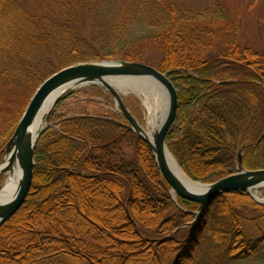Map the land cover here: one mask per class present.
<instances>
[{"label": "trees", "instance_id": "1", "mask_svg": "<svg viewBox=\"0 0 264 264\" xmlns=\"http://www.w3.org/2000/svg\"><path fill=\"white\" fill-rule=\"evenodd\" d=\"M35 1L28 11L19 0H0V162L45 79L79 63L126 61L157 68L176 90L165 143L188 178L212 184L235 173L239 151L246 170H264V138L254 146L264 132V59L240 46V20L221 0L200 10L179 0ZM259 1L243 3L247 10ZM106 97L99 86L72 90L50 113L34 148L31 190L0 227V264H133L140 251L119 248L120 238L132 234L142 264H163L169 249V264H264V207L246 193L221 195L191 230H179L194 221L199 205L173 201L149 147ZM68 100H81L83 112L57 114ZM52 179L61 189L46 206L39 191ZM143 179L154 217L133 212ZM80 184L113 217L91 214L72 188Z\"/></svg>", "mask_w": 264, "mask_h": 264}, {"label": "water", "instance_id": "2", "mask_svg": "<svg viewBox=\"0 0 264 264\" xmlns=\"http://www.w3.org/2000/svg\"><path fill=\"white\" fill-rule=\"evenodd\" d=\"M133 83H157L165 91L166 112L160 124L151 132V139L148 138L147 131L137 122L135 117L126 108L122 100V91L115 86V82ZM99 86L109 94L113 100L115 108L128 121L125 128L134 133L150 149L158 171L163 176L170 187V194L185 201L199 205L197 218L212 202L221 195L242 192L248 194L252 200L264 206L256 193L264 188V170H246L242 165V154L237 153L236 172L218 180L212 184H202L190 180L178 167L176 161L168 152L166 147V136L172 127L176 117L178 103L177 93L167 76L158 69L141 64L126 61H98L79 63L52 74L44 80L36 89L27 104L17 126L12 135L3 147V156L0 164V176L6 174L14 164L20 168V177L17 182L16 192L6 201L0 203V227L8 222L24 204L33 179L34 148L40 134L44 129H40L33 134V127L36 118L42 110L46 109L45 124L54 107L69 91L86 87ZM264 138V132L256 141V146ZM168 158H170L178 170L193 184L194 188H189L175 176L169 168ZM191 224V226L194 225Z\"/></svg>", "mask_w": 264, "mask_h": 264}, {"label": "rangeland", "instance_id": "3", "mask_svg": "<svg viewBox=\"0 0 264 264\" xmlns=\"http://www.w3.org/2000/svg\"><path fill=\"white\" fill-rule=\"evenodd\" d=\"M19 1L22 7H24L28 11H33L36 6L35 0H19ZM177 3L182 4L184 7L188 9L200 10V9L210 7L211 1L210 0H179V2ZM221 3H222L223 10L225 11L227 15H229V17L236 18V16H238L237 18L240 20V41H239L240 46L252 48L259 55H261L262 58L264 59V19H262L260 15L262 5L264 4V0L259 1V3L257 2L256 5H254L253 7H250L247 10H246V6L243 3V0H221ZM121 91L123 94L122 98H123L126 108L131 112V114L135 117L137 122L144 128V130H151V128H149L148 126V111L143 103V100L145 99V97L143 95L142 96L137 95L128 89H123ZM106 98H107V101L111 103L113 102L111 97L110 98L106 97ZM97 101H100V100L98 99ZM81 112H83V109L81 106V100L75 103L72 102L71 100H68V102L64 103L58 109H56L57 114L64 115L65 117H72V116L80 114ZM49 126L50 125H47L46 127H49ZM123 151H124L123 153L129 157V151H127L125 148ZM4 181H5V174L0 176V188ZM144 182H145V179H143V182L140 185V193L142 194V196L140 197L139 200H135L132 205L133 212H134V215H136L137 210L139 208L140 209L142 208L143 210H149L151 213V216L154 217L157 212L152 207L151 203L148 204V201H147L148 197H147V194L145 193L147 189H145V185L143 184ZM60 186H61V182H59L58 180L52 179L50 182L45 184V187H43L41 191H39L40 198H44L47 200V201L45 200L46 206L52 205L53 201L49 200L48 196L53 195L54 193H58L59 190L61 189ZM72 188L73 190L75 189L77 190L79 196H81L82 200L85 203L84 206L88 208V210H90L91 214H94V215L96 214L100 217L105 216V215L108 217L110 216V218L113 217V215L109 213L108 211L106 212L105 210L99 209V207H103L101 204V197H99L96 194L93 195L92 193H90V189H86L84 184H80V185H77L76 188L75 187H72ZM263 192L264 191L261 189L258 191L257 195L260 198H264ZM134 196H137V194L135 193ZM172 199L173 201H176V198L173 196H172ZM90 206H93V207L90 208ZM94 206H97L98 208ZM110 220H112L111 223L114 224L115 222H117V224L119 225L121 224V221H122L121 219H118L117 221L114 218ZM155 223H158V220H156ZM123 225L124 224L122 222V226ZM183 228L185 227H181L179 228V230ZM120 229L122 232H128V228H126L125 225L124 227H121ZM176 231H174L171 235L176 233ZM119 241H120L119 248L124 249L125 253L130 252V251L132 253L137 252V251L138 252L142 251L141 250L142 247L140 248L139 246H137L138 237H136L134 234L128 237L122 236ZM113 245L115 246V248L117 247L115 243ZM140 252L137 254L138 256L136 255L132 257L131 262L133 264L143 263L142 262L144 259L143 251L141 254ZM166 253H165V250H163V252L161 253L165 256H168L162 262L163 264H169L172 260V257H170L172 256V249H169L168 251H166ZM114 255L118 256L119 254L116 252V254Z\"/></svg>", "mask_w": 264, "mask_h": 264}, {"label": "bare ground", "instance_id": "4", "mask_svg": "<svg viewBox=\"0 0 264 264\" xmlns=\"http://www.w3.org/2000/svg\"><path fill=\"white\" fill-rule=\"evenodd\" d=\"M115 86L119 87L121 90L128 89L133 93L144 96L145 99L143 103L148 111V126L151 130H146L148 138L151 139V132L156 129V127L160 124L164 114L166 112V96L164 89L157 83H133V82H115ZM45 115L46 109L42 110L38 117L35 120L33 127L31 128V132L33 134L37 133L40 129L45 128ZM169 168L172 173L177 176L183 184H185L189 188H194L195 184L191 183L175 166L173 161L168 158ZM20 168L17 164H14L13 167L6 172L5 181L3 182L0 188V203L6 201L11 198L13 194L16 192L17 182L20 177ZM33 181V179H32ZM264 203V200L261 201Z\"/></svg>", "mask_w": 264, "mask_h": 264}]
</instances>
